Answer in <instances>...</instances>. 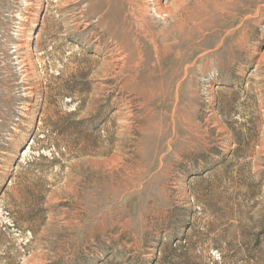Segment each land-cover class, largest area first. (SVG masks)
<instances>
[{
  "label": "rangeland",
  "instance_id": "1",
  "mask_svg": "<svg viewBox=\"0 0 264 264\" xmlns=\"http://www.w3.org/2000/svg\"><path fill=\"white\" fill-rule=\"evenodd\" d=\"M0 264H264V0H0Z\"/></svg>",
  "mask_w": 264,
  "mask_h": 264
},
{
  "label": "bare ground",
  "instance_id": "2",
  "mask_svg": "<svg viewBox=\"0 0 264 264\" xmlns=\"http://www.w3.org/2000/svg\"><path fill=\"white\" fill-rule=\"evenodd\" d=\"M155 12L157 13L158 17H160V18L166 17V16H169V17L173 16L171 13H169V12H167L161 8H155ZM141 19H142L141 22L146 23L145 18L143 16H141Z\"/></svg>",
  "mask_w": 264,
  "mask_h": 264
}]
</instances>
